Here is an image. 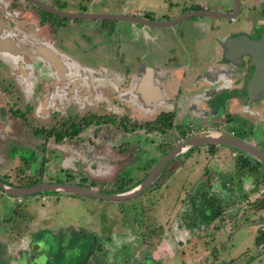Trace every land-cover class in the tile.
I'll use <instances>...</instances> for the list:
<instances>
[{
    "label": "flooded vegetation",
    "instance_id": "flooded-vegetation-1",
    "mask_svg": "<svg viewBox=\"0 0 264 264\" xmlns=\"http://www.w3.org/2000/svg\"><path fill=\"white\" fill-rule=\"evenodd\" d=\"M95 1L100 11L88 8L87 0H0V20L9 23L5 33L18 49V56L10 59L0 54V95L7 118L0 124V183L17 189L64 184L103 194L139 189L121 201L82 194L88 200L134 203L147 191L166 190L175 172L189 166L213 178L219 167L227 169L229 159H235L233 171L264 175L261 157L227 145L185 148L168 159L187 140L221 133L264 158V139L256 134L264 135V97L249 100L246 81L256 67L251 65L253 49L245 46L264 37V0H229L225 10H211L198 0H152L146 8H114L106 6L110 0ZM206 11L210 15L197 14ZM85 14L90 16L80 17ZM207 17L225 19L227 28ZM169 27L171 33L165 32ZM194 29L208 35L186 43ZM17 120L23 125L20 135L14 130ZM218 147L225 148L220 149L224 155L214 164ZM202 156L206 163L197 162ZM176 160L183 164L177 171L171 169ZM131 166L133 178L123 174ZM47 192L73 193L14 196L0 187L12 207L31 198L44 206ZM58 225L60 232L70 224ZM44 232H51L46 224L9 235L8 249L18 264L41 256L36 243ZM137 241L144 239L132 244ZM12 258L0 251V264H14Z\"/></svg>",
    "mask_w": 264,
    "mask_h": 264
},
{
    "label": "rangeland",
    "instance_id": "rangeland-1",
    "mask_svg": "<svg viewBox=\"0 0 264 264\" xmlns=\"http://www.w3.org/2000/svg\"><path fill=\"white\" fill-rule=\"evenodd\" d=\"M198 1L206 2L211 10H225L229 0ZM150 3L153 4L152 0H138V2L110 0L106 6L146 8V5H151ZM86 4L88 8L100 11L97 1L87 0ZM67 6L74 7L68 3ZM164 8L166 14L171 17V8H166V5ZM164 14L156 15L162 18L165 17ZM205 19L212 22L219 21L222 29L227 28L225 19L217 17ZM176 29L181 30L183 27ZM194 30V34L186 39V43H194L196 35L202 38L208 35L205 31ZM167 31L171 33V27L165 32ZM218 35L222 36L223 33L219 32ZM157 52L161 54L158 48ZM21 132L23 131L21 130L18 134L20 135ZM256 134L264 139V135H261L259 131ZM221 148H217L219 153L214 157V164L218 156L224 155L221 153ZM205 156L197 159V162L201 160L200 163H206ZM179 162L176 160L171 169L181 168L183 164L180 163V167ZM235 162V159H229L227 169L219 167L217 170L219 173L212 176V181L208 180L209 175L204 176V171L194 172L192 166L187 167L185 171L176 169L175 174L172 170L171 174L174 175L166 190L156 193L147 191L142 197L135 199L134 203L131 200L127 203L94 198L88 200L84 199L82 194L79 196L75 193L47 192L48 198L42 201L44 206L38 203V199L31 198L23 203L24 206L12 207L9 205L10 198L0 194V217L10 218V220L7 218V222H4L6 217L0 218V251L5 252L7 259L13 256L11 263L18 264L12 250L8 249L11 235L20 234L21 229L36 230L42 224H46L51 232L40 235L42 239L36 244H39L38 251L41 252V256L36 257L31 264H85V261L86 264H111L114 260L113 264H144L145 262L148 264H230L228 262L230 257L226 256L227 254L232 255L233 264H264V251L260 249V240L256 241L258 235L262 234L258 230L262 210L254 208L253 203L262 197V188L246 190L248 185L254 184L256 177L260 175H244L242 171H233ZM189 172L191 173L188 174ZM135 173L136 170L132 166L123 172L127 177ZM213 181H217L218 185L213 187ZM241 181L245 182L242 186ZM76 197H81L83 201ZM215 198L221 203V210L227 211L223 214L224 219L216 217L207 224L211 217L210 212L214 209L209 203L215 202ZM15 213L19 216L14 217ZM63 220L70 221L64 223ZM57 221L62 222L63 226L70 225L62 227L59 232V225L56 227ZM222 228L225 234L221 233L223 239L217 235ZM29 235L37 236L34 233ZM143 235L148 239H145ZM141 236L144 242L140 244L137 241L133 245L132 242ZM213 236L216 242L211 243L210 239ZM3 237L8 238L3 239ZM62 243H64L63 248ZM11 246L17 247L15 244ZM215 250H221L223 254L219 255ZM128 252L129 254L123 255ZM150 258L154 262L150 261Z\"/></svg>",
    "mask_w": 264,
    "mask_h": 264
},
{
    "label": "water",
    "instance_id": "water-1",
    "mask_svg": "<svg viewBox=\"0 0 264 264\" xmlns=\"http://www.w3.org/2000/svg\"><path fill=\"white\" fill-rule=\"evenodd\" d=\"M47 8L56 14L63 15V16H73L69 13H63L57 9H53L47 6ZM197 14H209V11L201 12ZM90 15H80V17H88ZM171 22L167 23L170 24ZM166 24V25H167ZM9 25L8 22H5L3 20H0V54L6 55L9 59L13 58V56H18V49L16 47V41L11 37L8 36L5 33V29ZM159 25H162V23H159ZM39 48L44 51L45 53L52 56V53L43 46L44 44H38ZM248 49H253V60L254 62L251 65H254L256 67L254 75L246 81L247 88L249 89V100L250 101H256L264 97V37L261 40L252 41L251 43L245 44ZM249 51V50H248ZM6 107L4 105V101L2 96L0 95V124L6 123L5 115ZM11 123H12V119ZM23 129L22 123L17 120L14 124V130L15 133H19ZM208 144H214V145H227L231 147L238 148L242 151H245L247 153L251 154H257L259 157H261L263 160V156L255 151L253 148H250L246 146L244 143L239 142L237 139L231 137L227 134H214V136L205 135L200 136L197 138H193L191 140H187L183 144L179 145L173 151H171V156L168 157V159H173L181 150L191 148L194 146H202V145H208ZM209 179V178H208ZM211 180V179H210ZM0 187L8 194L14 195V196H26V195H33L38 192H44V191H64V192H73V193H79L84 194L92 197H97L100 199L105 200H114V201H121L126 200L128 198L136 196L140 191L139 189H136L131 192L127 193H119V194H103L99 192H94L91 190H88L86 188L80 187V186H72V185H48V184H40L35 185L32 187L27 188H12L7 185H4L3 183H0ZM224 194V192H223Z\"/></svg>",
    "mask_w": 264,
    "mask_h": 264
},
{
    "label": "trees",
    "instance_id": "trees-1",
    "mask_svg": "<svg viewBox=\"0 0 264 264\" xmlns=\"http://www.w3.org/2000/svg\"><path fill=\"white\" fill-rule=\"evenodd\" d=\"M244 161L245 160H243L242 163ZM243 164L245 165L247 163L244 162ZM263 181H264V175H263V177H261V175H260V177H256V180H254V183H255L254 186L255 187H253V188H256V189L260 188V190H261L262 185H263ZM214 201L215 202H210L209 203V204H211L214 207V209H212L211 212H210L211 217H209L210 220L208 222H206L207 224H209L210 222L215 220L216 217H221L222 218L223 217L222 214L225 213V209L221 210V203L219 201L217 202L216 198H215ZM213 203H216V204L213 205ZM253 203H254V208L257 207V209H261V210L264 209V197H260L258 201L257 200L253 201ZM203 204H206V203L203 202ZM223 219H224V217H223ZM204 224H205V222H204ZM259 240H260V243H262L264 241V234L263 233L261 235H258V237L256 238V241H259ZM214 241H215V237L213 236V237H211L210 242L213 243ZM215 251L218 252V250H215ZM149 260H152V258H150ZM144 264H148V263L145 262Z\"/></svg>",
    "mask_w": 264,
    "mask_h": 264
},
{
    "label": "crops",
    "instance_id": "crops-1",
    "mask_svg": "<svg viewBox=\"0 0 264 264\" xmlns=\"http://www.w3.org/2000/svg\"><path fill=\"white\" fill-rule=\"evenodd\" d=\"M222 148H224V147H222ZM217 164V163H216ZM219 165V164H218ZM223 167H226L227 166V164L225 165V164H223L222 165ZM204 176H206V174H204ZM211 176V175H210ZM210 176H207L209 179L208 180H210L211 178H210ZM253 187H255L254 186V184H250V185H248V187L246 188V190L247 189H254ZM245 194H246V192H245ZM227 210L225 209V212H226ZM223 215V214H222ZM227 215H229V214H227ZM230 216V215H229ZM231 217V216H230ZM224 234L223 233V228L219 231V232H217V235L218 236H220L222 239H223V235L222 234ZM225 235V234H224ZM211 240V239H210ZM218 241H219V239H218ZM216 242V241H215ZM219 251H220V253H219ZM221 253L223 254V252L221 251V250H218V252H217V254H219V255H221ZM226 256H229L230 258H229V260H228V262H230V264H233V261H234V259L232 258V255H230V254H227Z\"/></svg>",
    "mask_w": 264,
    "mask_h": 264
},
{
    "label": "built area",
    "instance_id": "built-area-1",
    "mask_svg": "<svg viewBox=\"0 0 264 264\" xmlns=\"http://www.w3.org/2000/svg\"><path fill=\"white\" fill-rule=\"evenodd\" d=\"M262 197H264V182H263V185H262ZM258 230L264 234V209L262 210V214H261V222L260 224L258 225ZM260 249H262L264 251V241L261 243L260 245Z\"/></svg>",
    "mask_w": 264,
    "mask_h": 264
}]
</instances>
